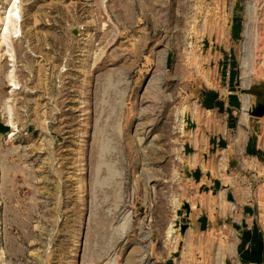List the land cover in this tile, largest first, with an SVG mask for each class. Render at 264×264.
Segmentation results:
<instances>
[{
	"label": "rangeland",
	"instance_id": "rangeland-1",
	"mask_svg": "<svg viewBox=\"0 0 264 264\" xmlns=\"http://www.w3.org/2000/svg\"><path fill=\"white\" fill-rule=\"evenodd\" d=\"M254 102L264 0H0V264H200L207 200L264 230Z\"/></svg>",
	"mask_w": 264,
	"mask_h": 264
},
{
	"label": "crops",
	"instance_id": "crops-1",
	"mask_svg": "<svg viewBox=\"0 0 264 264\" xmlns=\"http://www.w3.org/2000/svg\"><path fill=\"white\" fill-rule=\"evenodd\" d=\"M199 167L197 170H204ZM197 170L190 171V182L201 187L205 182ZM205 193L211 196L209 190ZM207 203L190 212L192 223L188 226L189 233L197 237L192 246L200 254V264H264V230L254 209H226L219 215L216 205L209 200Z\"/></svg>",
	"mask_w": 264,
	"mask_h": 264
},
{
	"label": "water",
	"instance_id": "water-1",
	"mask_svg": "<svg viewBox=\"0 0 264 264\" xmlns=\"http://www.w3.org/2000/svg\"><path fill=\"white\" fill-rule=\"evenodd\" d=\"M250 92L251 91L249 90V93ZM250 113L253 114V115H256V116L264 115V102H262L261 105H257V103L254 102L253 103V108L250 111ZM187 122H188V128L195 127V123L192 121V119L190 117L187 118ZM10 131H11V126L10 125H7V124H5L3 122H0V133L7 134ZM185 208L187 209L188 212L190 211L189 204L186 203ZM181 232L182 233L185 232V226L184 225H182Z\"/></svg>",
	"mask_w": 264,
	"mask_h": 264
},
{
	"label": "bare ground",
	"instance_id": "bare-ground-1",
	"mask_svg": "<svg viewBox=\"0 0 264 264\" xmlns=\"http://www.w3.org/2000/svg\"><path fill=\"white\" fill-rule=\"evenodd\" d=\"M5 31H7V28L5 29Z\"/></svg>",
	"mask_w": 264,
	"mask_h": 264
}]
</instances>
